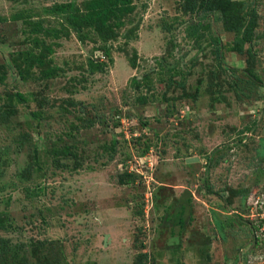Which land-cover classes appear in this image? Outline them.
I'll list each match as a JSON object with an SVG mask.
<instances>
[{"label":"rangeland","instance_id":"374dc122","mask_svg":"<svg viewBox=\"0 0 264 264\" xmlns=\"http://www.w3.org/2000/svg\"><path fill=\"white\" fill-rule=\"evenodd\" d=\"M67 1L0 0V264H264V0L225 13H255L239 52L200 0H131L107 38L31 32Z\"/></svg>","mask_w":264,"mask_h":264},{"label":"trees","instance_id":"16d2710c","mask_svg":"<svg viewBox=\"0 0 264 264\" xmlns=\"http://www.w3.org/2000/svg\"><path fill=\"white\" fill-rule=\"evenodd\" d=\"M193 0H184L188 10H193L194 4ZM207 0H200L199 4L196 6V9H216L221 14L222 23L224 24L225 30L235 32L234 45L232 48L236 51H242V47L245 42L249 41L251 38V31L253 27V17L255 15L254 11L250 12L251 18L247 21V24L241 27L242 18L234 15V12L228 14V19L225 16L227 11H230L232 0H215L212 4H208ZM48 11L55 16H60L62 20L58 19V23L61 25L57 27H42L41 24H37V28H33L31 32H36L38 29H43V37H51L57 39L61 36H66L69 31L75 32L77 40L83 41L87 32L90 31V28L96 31L98 34H102L103 38L114 36V27H119L123 24V21L120 19L122 16L128 14L133 9L131 5V0H85L80 4H76L72 1L59 2L51 4L48 8ZM47 12V11H46ZM18 17L17 15L13 16L12 19ZM113 19L114 27H111L108 20ZM38 23V22H36ZM241 27V32L239 28ZM85 29L86 32H83ZM103 30V31H102ZM105 30L111 31L106 32ZM33 46H41L42 49L51 51V47L48 44L44 43V40L39 39L37 36L33 38ZM32 48H29L24 51L25 59L35 60L36 62L41 63L40 58L31 53ZM103 53L109 55L108 49L103 48ZM110 60V58H109ZM88 68L90 70L95 69L102 71V65L95 63L92 64L91 60L87 61ZM54 69L47 67V69L41 70V77L47 78L53 76ZM20 78H25L21 73L18 74ZM134 85L138 83L132 79ZM16 102H24L25 99L20 92H14L11 96ZM139 100L144 101L141 97ZM119 120V117H118ZM116 121V120H115ZM264 125V124H263ZM264 128V127H263ZM138 141V140H137ZM149 144H144L140 152H137L138 156L144 154V151L148 149ZM131 177V176H130ZM3 218H0V227L2 226ZM260 225H264V218H261L257 225L252 224L250 226L251 230L254 231ZM264 236V231H263ZM264 239V238H263ZM139 256H145L144 254H139Z\"/></svg>","mask_w":264,"mask_h":264},{"label":"built area","instance_id":"2783aa9c","mask_svg":"<svg viewBox=\"0 0 264 264\" xmlns=\"http://www.w3.org/2000/svg\"><path fill=\"white\" fill-rule=\"evenodd\" d=\"M261 201V203H264V196H263V198H259L258 199V197H256L254 200H253V202H252V204H254V206L258 203V201ZM262 215H264V213L262 214Z\"/></svg>","mask_w":264,"mask_h":264},{"label":"water","instance_id":"95a60500","mask_svg":"<svg viewBox=\"0 0 264 264\" xmlns=\"http://www.w3.org/2000/svg\"><path fill=\"white\" fill-rule=\"evenodd\" d=\"M194 160H197L196 157H187L185 158V161H194Z\"/></svg>","mask_w":264,"mask_h":264},{"label":"crops","instance_id":"0c3cea01","mask_svg":"<svg viewBox=\"0 0 264 264\" xmlns=\"http://www.w3.org/2000/svg\"><path fill=\"white\" fill-rule=\"evenodd\" d=\"M263 131V130H262Z\"/></svg>","mask_w":264,"mask_h":264}]
</instances>
